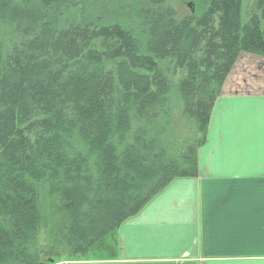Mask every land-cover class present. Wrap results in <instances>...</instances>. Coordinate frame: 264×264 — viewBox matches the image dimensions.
Returning <instances> with one entry per match:
<instances>
[{
  "label": "trees",
  "instance_id": "1",
  "mask_svg": "<svg viewBox=\"0 0 264 264\" xmlns=\"http://www.w3.org/2000/svg\"><path fill=\"white\" fill-rule=\"evenodd\" d=\"M200 4L179 19L169 0H0V264L110 254L197 177L235 61L264 57V0Z\"/></svg>",
  "mask_w": 264,
  "mask_h": 264
},
{
  "label": "crops",
  "instance_id": "2",
  "mask_svg": "<svg viewBox=\"0 0 264 264\" xmlns=\"http://www.w3.org/2000/svg\"><path fill=\"white\" fill-rule=\"evenodd\" d=\"M113 240L110 254L56 264H264V57L235 61L197 177L173 181Z\"/></svg>",
  "mask_w": 264,
  "mask_h": 264
},
{
  "label": "rangeland",
  "instance_id": "3",
  "mask_svg": "<svg viewBox=\"0 0 264 264\" xmlns=\"http://www.w3.org/2000/svg\"><path fill=\"white\" fill-rule=\"evenodd\" d=\"M169 1L179 19L185 17H192L198 14V11L201 8V4H200L201 0H169ZM242 1L244 8H246L248 0H242ZM173 80H175L176 82L175 78ZM93 253H90L88 257L97 258L104 256L103 253H99V252H95L94 254Z\"/></svg>",
  "mask_w": 264,
  "mask_h": 264
}]
</instances>
